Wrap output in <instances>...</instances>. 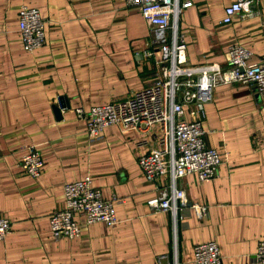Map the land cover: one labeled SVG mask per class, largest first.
Listing matches in <instances>:
<instances>
[{
    "label": "crops",
    "instance_id": "crops-1",
    "mask_svg": "<svg viewBox=\"0 0 264 264\" xmlns=\"http://www.w3.org/2000/svg\"><path fill=\"white\" fill-rule=\"evenodd\" d=\"M231 1L191 0L179 11L188 64L224 68L233 42L264 60V0L254 3L255 15L222 24ZM20 3L44 19V41L31 53L18 37ZM151 38L123 0H0V218L10 225L0 264H192V247L202 242L216 244L220 264L251 263L264 241V97L251 85L216 84L203 105V141L221 157L217 177L175 181L187 204L205 207L201 218L190 210L173 221L146 206L168 183L146 182L137 165L153 146L151 134L107 126L90 140L74 115V107L116 101L152 83L154 65L142 55ZM30 145L42 159L36 178L18 164ZM85 176L104 200L115 198L117 223L76 218L78 237L53 239L48 218L62 206L63 184Z\"/></svg>",
    "mask_w": 264,
    "mask_h": 264
},
{
    "label": "built area",
    "instance_id": "built-area-1",
    "mask_svg": "<svg viewBox=\"0 0 264 264\" xmlns=\"http://www.w3.org/2000/svg\"><path fill=\"white\" fill-rule=\"evenodd\" d=\"M255 2L232 0L223 7L220 22L227 24L234 15L241 18L255 15ZM123 3L136 9L150 29L151 46L142 55L154 65V80L119 100L88 108L74 107V115L84 121L85 134L90 140L99 137L107 126H115L120 132L151 134L153 146L137 157V165L146 182L167 177L168 183L157 187L146 206L153 212L170 213L173 221L187 216L190 210L201 218L205 207L187 204L183 190L175 187V181L186 175H194L199 182L217 177L221 157L203 141V105L210 99L213 86L231 81L249 84L259 97H264V60H253L248 49L233 42L224 52V68L216 62L190 65L183 37L176 28V17L181 9L191 5V0H123ZM43 30L44 19L38 9L20 3L17 31L25 52L31 53L42 45ZM18 164L24 174L36 178L42 170L39 150L33 145L27 146ZM114 201L115 198L104 200L91 185L89 176L63 184L62 206L48 218L51 237H78L76 218L86 225L114 226L117 223ZM9 232L8 220L0 218V241ZM191 257L192 264H220L214 242L195 244ZM250 264H264V241L256 245Z\"/></svg>",
    "mask_w": 264,
    "mask_h": 264
},
{
    "label": "water",
    "instance_id": "water-1",
    "mask_svg": "<svg viewBox=\"0 0 264 264\" xmlns=\"http://www.w3.org/2000/svg\"><path fill=\"white\" fill-rule=\"evenodd\" d=\"M59 106H62V105H59ZM53 109H54L55 115L58 117V108L57 107H53Z\"/></svg>",
    "mask_w": 264,
    "mask_h": 264
}]
</instances>
